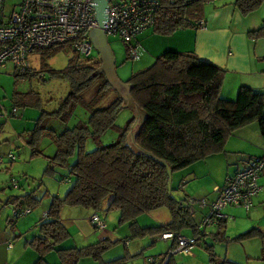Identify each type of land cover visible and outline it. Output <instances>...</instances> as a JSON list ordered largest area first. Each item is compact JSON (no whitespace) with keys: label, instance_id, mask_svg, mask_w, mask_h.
Returning a JSON list of instances; mask_svg holds the SVG:
<instances>
[{"label":"trees","instance_id":"16d2710c","mask_svg":"<svg viewBox=\"0 0 264 264\" xmlns=\"http://www.w3.org/2000/svg\"><path fill=\"white\" fill-rule=\"evenodd\" d=\"M205 1L161 0L154 24L151 25L153 31L169 34L179 28L200 27L198 21ZM262 1L234 0V3L246 14L259 7ZM249 35L253 38L264 37V19L261 25L249 30ZM62 44L39 49L38 67H32L27 56L26 66L21 69L14 64L13 69L15 77L40 76V71L47 70L49 76L63 78L69 84L66 94L55 108L40 110L25 139L31 154H43L39 139L47 135L55 150L52 154H46L45 169L55 171V166H66L74 175L64 196L55 194L50 198L44 216L35 225L36 232L25 241V245L31 246L37 253L33 264H50L44 259V254L53 249L60 257L54 264H76L82 256H91L95 264H127L125 255L108 260L101 258L103 250L114 242L106 236L83 245H61L69 235L60 216L64 203L90 206L93 214L116 208L119 210L118 223L128 224L133 236L159 234L167 229L180 234L181 229L190 227L195 238L191 253L209 225L217 227L212 232L214 239L225 240L226 217L213 216L211 224L203 228L200 224L198 226L194 204L191 205L187 197L175 198L171 193L170 172L210 154L222 152L232 131L251 121H257L264 136V90L242 84L234 98L223 97L220 94L224 77L221 66L199 58L192 50L166 49L152 63L132 72L124 80L130 86L129 99L133 107L140 111L139 118L134 108L128 106L126 99L98 70L100 59H80V53L74 49L76 52L64 66H51L49 59ZM95 83V99H85L83 93ZM110 92L115 94L109 98L111 101L100 104ZM11 98V108L7 111L0 106V115L5 112L15 115L21 106L39 105L38 93L32 89L20 91L15 87ZM78 107L83 108L86 118L77 119L69 126V121L76 117ZM124 107H129L131 114L124 123L119 124L117 116ZM108 131H114L115 137L104 142L103 136ZM88 139L94 144L92 149H87ZM15 157H10V160ZM252 157L255 156L241 157L235 170L226 177L236 172L244 160ZM2 158L0 162H3ZM12 202V208H17L19 213L26 207L21 203L31 206L37 204L39 198L26 192L16 195ZM159 206L168 208L170 219L167 222L147 226L138 224V215ZM208 207V204L200 206L202 215L199 223ZM98 215L106 224L105 219ZM16 217L12 215L11 220H16ZM254 232H257V228L252 227L241 235ZM123 239L127 241L128 237ZM176 243L173 237L169 247L174 248ZM206 249L210 252L212 264H247L217 257L212 252L211 244H207ZM174 254L166 251L154 258L157 264H178Z\"/></svg>","mask_w":264,"mask_h":264},{"label":"rangeland","instance_id":"374dc122","mask_svg":"<svg viewBox=\"0 0 264 264\" xmlns=\"http://www.w3.org/2000/svg\"><path fill=\"white\" fill-rule=\"evenodd\" d=\"M20 1L21 0H4V11L11 13L16 10L19 7ZM229 1L234 0H206L204 3V17H208V10L212 9L214 5H221ZM254 11H264V0ZM107 40L115 56L116 73L123 80H126L132 72L154 61V57L147 59L144 49L143 53L139 54L138 57H129L126 43L116 35H107ZM138 49L141 51V47ZM74 52L76 51L70 48L67 43H63L49 59V63L55 68L62 67ZM27 56L30 59V65L35 68L38 67L40 50L34 49L28 52ZM80 59H85L86 61L100 59V53L93 47L92 51L87 56L80 54ZM13 69V61L8 59L5 61V64L0 67V106L9 111L12 105L11 95L15 87L20 91L32 89L34 92H37L39 96V105L30 104L21 106L19 107L18 114L15 115H7L5 114L6 112L0 115V145L4 147L3 151L0 152V155L3 156V162L0 164V231L11 233L15 242L18 240L24 243L26 239L31 238L36 232L35 225L38 223L39 219L44 216L50 198L55 194L60 197L64 196V193L74 179V175L66 166H55V171H48L45 169L47 166L46 154H52L55 150L54 144L47 135H43L39 139V145L43 150V154H31L30 147L25 141L27 133L29 129L33 128L35 119L39 115L40 110L55 108L59 100L66 94L69 84L67 80L63 78L49 76L47 70L40 71V76L31 74L24 77L20 75L15 77ZM96 94L97 83L87 89L83 93V96L85 99H95ZM114 95L113 92H110L108 98H104L100 104L108 103L111 101L109 98H112ZM130 114V108L124 107L117 116V122L119 124L124 123ZM138 116H140V113ZM85 118L86 115L84 114L83 108L78 107L76 110V117L72 118L68 125L71 126L77 119ZM114 137L115 132L108 131L104 134L103 140L107 142ZM93 147V142L91 139H88L87 149H92ZM10 153L16 156L15 159L10 160ZM204 161V159L200 160L201 165H204ZM187 168H189V166L171 171L169 183L174 181L176 185H178V180L181 181L179 172ZM205 178L206 177H203L200 180L203 181ZM172 188L173 191H171V193L175 198L187 197V199H189L188 196H191L184 195V191L179 195V189L175 187ZM26 192H31L34 196L38 197L39 202L31 206H29L28 203H21L23 206L29 207L30 212L19 215L16 220H11L12 207H14L12 206V199L14 196ZM192 196L195 198V204L193 206L196 207L195 217L198 219L197 225L199 226L202 213L200 211L199 200L205 198V196L199 193H194ZM214 199L210 198V201H214ZM93 211L94 210L90 206L67 203L62 204L60 216L68 229L69 235L61 242V245H83L86 244L83 242L86 237H90L89 240L94 242L100 237L106 236L114 242L103 250L101 258L103 260H108L125 255L127 264H149L147 260L150 256L154 257L157 254L168 251L172 239L165 240L156 234L133 236L128 224L120 225L118 223V209L112 208L98 213L106 222L102 227L94 225L95 223L90 220ZM199 212L200 216L198 214ZM169 219L170 213L168 208L166 206H159L138 215L137 222L140 226H147L158 224ZM250 226L252 225L239 229V224L233 222V218L231 217L225 222L224 233L226 239L217 240L214 239L212 235V232H215L217 227L209 225L205 229L206 234L203 238L198 240L200 244H195L192 250L193 254L191 253L192 255L176 251L174 252V257L178 261V264H212L210 252L206 249V245L211 244L212 252L217 257H226L247 264H264V256H260V254L257 253V246L254 247L252 244L253 241L257 240V237L253 238V236H257V232L247 236L241 235L251 229ZM191 230L190 227H185L181 229L180 234L190 236L193 234ZM124 237H128V240L124 241ZM26 247L35 251L31 246L26 245ZM50 255L56 257L54 263L59 261L60 257L58 252L53 249L44 254V259L48 263L54 264L48 259ZM92 259L91 256H82L76 264H95Z\"/></svg>","mask_w":264,"mask_h":264},{"label":"crops","instance_id":"0c3cea01","mask_svg":"<svg viewBox=\"0 0 264 264\" xmlns=\"http://www.w3.org/2000/svg\"><path fill=\"white\" fill-rule=\"evenodd\" d=\"M204 3L200 15L204 20L203 26L179 28L169 34H159L154 32L152 27H148L137 34L135 42L141 46L140 54L144 49L147 59H155L166 49L192 50L199 58L224 69L221 96L234 98L242 84L264 90V37L253 38L249 35V30L261 25L264 11L257 12L254 9L245 14L238 9L234 1H229L214 5L208 10V17H204ZM127 87L120 85L119 90L113 88L126 99L131 108L133 104L126 95ZM133 108L135 112L140 113L138 108ZM3 149L0 145V152ZM263 151L264 136L257 121H251L232 131L222 152L210 154L205 157L207 159L203 158L204 165H201L200 160L194 161L188 165L189 168L179 172L181 181L177 179L178 185L171 181L170 187L178 188L179 195L184 191V195H191L190 197L199 193L208 200L214 199L215 188L225 182L226 176L235 170L241 157L260 156ZM203 177L206 178L201 181ZM258 182L260 188L253 195V204L249 209L228 205L222 208V212L226 221L232 217L233 222L239 224V229L248 225L257 228V236H253L257 237V240L252 244L257 246V253L264 256V172L258 177ZM198 214L200 216V212ZM89 239L90 237H86L83 242H91ZM24 243L18 240L15 242L11 233L0 231V264H33L37 257L36 252L28 249ZM55 258L54 255L48 257L51 263H54Z\"/></svg>","mask_w":264,"mask_h":264},{"label":"built area","instance_id":"2783aa9c","mask_svg":"<svg viewBox=\"0 0 264 264\" xmlns=\"http://www.w3.org/2000/svg\"><path fill=\"white\" fill-rule=\"evenodd\" d=\"M160 1L109 0L108 20L103 25L106 36L109 34L118 36L126 43L128 56L138 57L140 54L138 48L141 46L135 42V37L154 24ZM3 2L4 0H0V67L8 59L22 69L28 64V52L55 44L67 43L84 56L92 51L93 44L89 38V31L100 27L98 20L95 19L93 0H21L19 7L11 13L4 11ZM198 23L203 26L204 20L200 19ZM9 156L14 157L13 154ZM261 172H264V151L260 156L244 160L236 172L226 177L224 185L215 188L218 194L214 201L207 198L199 200L201 207L209 205L200 226L211 224L213 216L224 217L222 208L226 205L249 209L253 195L260 188L257 177ZM188 200L191 205L195 204L194 197L189 196ZM193 210L192 206L191 211ZM28 211V207L19 213L17 208H13L12 215L18 217ZM91 220L99 226L104 225L98 214H93ZM156 235L165 240L176 238L175 247H168L170 253L178 251L189 254L195 242L194 236L176 234L170 229ZM147 261L149 264H157L156 259L151 256Z\"/></svg>","mask_w":264,"mask_h":264},{"label":"water","instance_id":"95a60500","mask_svg":"<svg viewBox=\"0 0 264 264\" xmlns=\"http://www.w3.org/2000/svg\"><path fill=\"white\" fill-rule=\"evenodd\" d=\"M109 0H93V4L96 11V18L100 27L90 29L89 38L99 53L101 65L98 68L103 72L106 79L112 87L119 90L120 85L127 87L126 95L130 98V86L120 80L115 70V56L108 43L106 33L103 29L104 22L108 20L107 6ZM91 4V3H90ZM22 202V200H21Z\"/></svg>","mask_w":264,"mask_h":264}]
</instances>
